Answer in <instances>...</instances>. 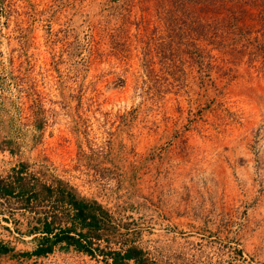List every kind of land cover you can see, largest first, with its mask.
Returning a JSON list of instances; mask_svg holds the SVG:
<instances>
[{"label":"rangeland","instance_id":"1","mask_svg":"<svg viewBox=\"0 0 264 264\" xmlns=\"http://www.w3.org/2000/svg\"><path fill=\"white\" fill-rule=\"evenodd\" d=\"M20 160L149 264H264V0H0V173ZM13 216L0 237L32 249Z\"/></svg>","mask_w":264,"mask_h":264},{"label":"trees","instance_id":"2","mask_svg":"<svg viewBox=\"0 0 264 264\" xmlns=\"http://www.w3.org/2000/svg\"><path fill=\"white\" fill-rule=\"evenodd\" d=\"M204 7L207 10V5ZM14 214L24 217L23 229L14 226L15 230L31 235L35 244L30 250L19 251L0 237V253L38 256L55 247H71L89 255L107 256L112 264H124L128 259L149 264L137 255L135 245H124L126 238L121 237L119 223L98 201L79 195L61 178H47L40 169H31L21 160L0 173V219L13 222Z\"/></svg>","mask_w":264,"mask_h":264}]
</instances>
